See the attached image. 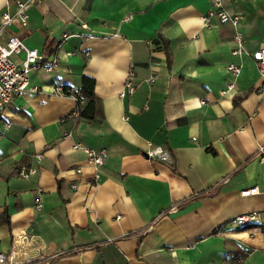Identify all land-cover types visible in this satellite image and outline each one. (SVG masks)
Listing matches in <instances>:
<instances>
[{
	"label": "crops",
	"instance_id": "crops-1",
	"mask_svg": "<svg viewBox=\"0 0 264 264\" xmlns=\"http://www.w3.org/2000/svg\"><path fill=\"white\" fill-rule=\"evenodd\" d=\"M8 5L16 11L14 0H0V16ZM211 6L43 0L26 26L4 28L2 40L21 35L59 61L32 70L0 116L1 251L17 246L22 264H239L229 252L237 248L247 252L244 264H264V72L252 57L264 45V0H224L243 14L237 27L205 22ZM237 29L246 44L235 55ZM157 37L168 40L170 64ZM231 63L242 66L236 78ZM131 68L138 86L122 97ZM83 74L96 79L101 121L77 122V99L63 90ZM77 143L107 149L98 179ZM150 143L171 160L146 154ZM37 153L38 172L21 176ZM256 185L260 192L242 195ZM253 211V226L233 228Z\"/></svg>",
	"mask_w": 264,
	"mask_h": 264
},
{
	"label": "built area",
	"instance_id": "built-area-1",
	"mask_svg": "<svg viewBox=\"0 0 264 264\" xmlns=\"http://www.w3.org/2000/svg\"><path fill=\"white\" fill-rule=\"evenodd\" d=\"M43 0H14L17 7L13 12L8 5L7 9L0 16V116L4 107L14 100L17 93L23 91L27 87L29 74L32 70L51 71L58 64V57L56 54L47 55L43 51L37 48L30 47L24 41V38L18 34H12L6 40H2L3 30L6 26L13 23H20L26 26L29 21V9L33 4L40 3ZM212 6L204 15V21L210 22L212 19H217L221 23H230L237 27L240 20L243 18L242 13H230L224 7V0H211ZM87 27L86 24H84ZM67 36V35H66ZM234 45L232 47V53L237 55L245 51L246 40L244 34L240 30H236L233 37ZM24 53V57L21 60H17L16 56ZM252 57L256 61L258 68L264 72V45H261L256 50L252 51ZM231 74L236 78L242 69L240 64L231 63L228 65ZM156 76L149 77L150 82H154ZM137 82L135 80V72L131 68L127 74L125 84L120 92L122 97H126L135 93L137 89ZM61 89V88H59ZM78 115V110L73 112ZM10 125L7 124L6 128ZM1 128V127H0ZM1 133V131H0ZM74 147L84 148L88 154L89 162L96 170L95 179L99 178L98 168L104 165L107 161V149H93L82 146L77 143ZM149 156L158 157L160 159L170 161L171 156L169 150L161 145H153L150 143L147 150ZM259 157L264 160V145H261L258 150ZM35 162L30 165H21L19 168V174L25 178L30 177L32 174H36L39 170V165L43 158V153H37L34 155ZM78 170H81L80 168ZM74 187L77 184H73ZM260 192L259 186H252L244 188L242 195H250ZM40 192L35 199V206L37 209L43 207ZM259 212L253 211L238 215L232 220L233 228H238L251 222L258 220ZM24 257H19V250L17 246L13 247L10 251L4 252L0 250V264H22L24 263Z\"/></svg>",
	"mask_w": 264,
	"mask_h": 264
},
{
	"label": "trees",
	"instance_id": "trees-1",
	"mask_svg": "<svg viewBox=\"0 0 264 264\" xmlns=\"http://www.w3.org/2000/svg\"><path fill=\"white\" fill-rule=\"evenodd\" d=\"M154 41L158 45L162 44L163 42V47L167 54L168 64H170L172 60V53L168 48V40L161 38V37H157ZM95 85H96V79L93 76L88 75V74L82 75V81H81L80 86L78 87H73L71 85H63L64 92L69 95H74L77 99V105H76V109L78 110V115L76 119L77 122L83 119L89 120V121H93V120L101 121L105 117L102 100L95 92ZM242 97L243 96L236 97L235 99L236 103H239ZM6 217H7L6 221L7 223H9L10 222L9 215L6 214ZM251 225L253 226L254 223L241 226L240 228L242 229L248 228V227H251ZM233 250L230 249L229 252L231 251L234 252L236 254V258L239 260L238 263L244 264L243 260L246 257L247 252H245L244 250L237 249V248ZM70 253L72 252L67 251L61 255H68Z\"/></svg>",
	"mask_w": 264,
	"mask_h": 264
},
{
	"label": "water",
	"instance_id": "water-1",
	"mask_svg": "<svg viewBox=\"0 0 264 264\" xmlns=\"http://www.w3.org/2000/svg\"><path fill=\"white\" fill-rule=\"evenodd\" d=\"M146 154H148V153H146Z\"/></svg>",
	"mask_w": 264,
	"mask_h": 264
}]
</instances>
